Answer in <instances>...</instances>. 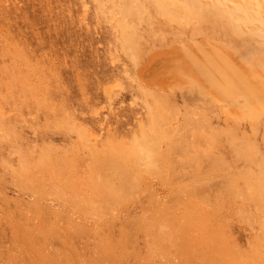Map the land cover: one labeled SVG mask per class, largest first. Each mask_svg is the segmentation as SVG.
Masks as SVG:
<instances>
[{"label": "rangeland", "instance_id": "rangeland-1", "mask_svg": "<svg viewBox=\"0 0 264 264\" xmlns=\"http://www.w3.org/2000/svg\"><path fill=\"white\" fill-rule=\"evenodd\" d=\"M253 1L0 0V264H264V116L136 68L207 36L264 58Z\"/></svg>", "mask_w": 264, "mask_h": 264}, {"label": "bare ground", "instance_id": "bare-ground-1", "mask_svg": "<svg viewBox=\"0 0 264 264\" xmlns=\"http://www.w3.org/2000/svg\"><path fill=\"white\" fill-rule=\"evenodd\" d=\"M259 1H253L257 8L261 5ZM252 3L249 2L245 5L248 12L256 7ZM262 7L264 9V5ZM257 8L256 10H258ZM261 9L257 12L260 13ZM263 13L261 14L263 15ZM262 15L259 17L264 19ZM258 16L256 17L258 18ZM240 17L242 18L239 15ZM261 19L258 22L259 24L260 22L262 24V21L264 22ZM257 30H255L254 34ZM242 33L244 34V32ZM252 35L251 38L253 37V40H255V36ZM225 36L227 35L225 34ZM230 37L233 38V36L228 38L231 41L232 38L230 39ZM229 40L228 42L230 43ZM260 41L258 42L260 43ZM221 42L213 41L207 36L203 37L201 41L192 39L154 52H151V50L150 55L147 54V59L143 62L138 59L133 61L134 57H131V60L133 62L136 60L137 62L140 61L138 66H136L137 64L135 66L138 68V76L142 84L148 89H158L167 92L175 89L181 91L190 89V91L195 93L197 103L209 102V108L212 112H216L220 108L223 110L224 115L233 121L244 122L248 120L254 125H258L256 123L261 120L262 115L264 116V63H261L264 58L261 55H257L255 49L249 45L250 43H242L243 41H240V39L232 42L233 45L231 46L227 42L223 41L226 45ZM205 46H209V48ZM171 160L170 162H172ZM174 171L177 172L176 170Z\"/></svg>", "mask_w": 264, "mask_h": 264}]
</instances>
